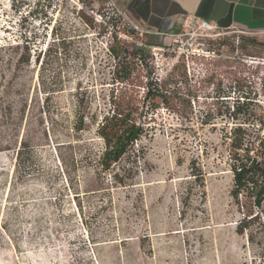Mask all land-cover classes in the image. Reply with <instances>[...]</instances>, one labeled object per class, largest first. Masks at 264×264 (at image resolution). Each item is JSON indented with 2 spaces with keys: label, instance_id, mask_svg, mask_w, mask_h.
I'll list each match as a JSON object with an SVG mask.
<instances>
[{
  "label": "rangeland",
  "instance_id": "rangeland-1",
  "mask_svg": "<svg viewBox=\"0 0 264 264\" xmlns=\"http://www.w3.org/2000/svg\"><path fill=\"white\" fill-rule=\"evenodd\" d=\"M171 33L188 52L114 0H0V264H264V199L231 171L237 125L264 162V28ZM115 108L144 133L101 171Z\"/></svg>",
  "mask_w": 264,
  "mask_h": 264
},
{
  "label": "trees",
  "instance_id": "trees-1",
  "mask_svg": "<svg viewBox=\"0 0 264 264\" xmlns=\"http://www.w3.org/2000/svg\"><path fill=\"white\" fill-rule=\"evenodd\" d=\"M133 32L132 30L130 31ZM60 43L62 39L60 38ZM59 44V43H58ZM112 54L118 61L127 60L130 56L131 63H135L137 58L140 63L144 60V48L142 46L133 45L129 50L127 45L121 46L119 51H115L112 47ZM150 89L147 88V93ZM134 109L127 111L115 108L108 115L102 119L94 122L95 135L97 139L102 142V150L98 156L99 169L101 171H109L112 166L117 163L124 155H126L144 133V127L137 123L132 115ZM241 113L239 105L232 107L231 115L233 119ZM79 125H74L75 130L82 129L83 120L80 119ZM234 137L231 143V158L233 160L231 171L233 174V190L232 195L237 197L240 191L253 190L254 204L259 206L264 199V162L257 160L255 157L249 155L247 147H243L242 137L243 130L240 125L231 128ZM245 153H240V149ZM19 151H17V156ZM113 181L115 183H124L118 173H114Z\"/></svg>",
  "mask_w": 264,
  "mask_h": 264
},
{
  "label": "crops",
  "instance_id": "crops-1",
  "mask_svg": "<svg viewBox=\"0 0 264 264\" xmlns=\"http://www.w3.org/2000/svg\"><path fill=\"white\" fill-rule=\"evenodd\" d=\"M131 20L160 37L176 28L183 14L226 28H264V0H114Z\"/></svg>",
  "mask_w": 264,
  "mask_h": 264
},
{
  "label": "built area",
  "instance_id": "built-area-1",
  "mask_svg": "<svg viewBox=\"0 0 264 264\" xmlns=\"http://www.w3.org/2000/svg\"><path fill=\"white\" fill-rule=\"evenodd\" d=\"M181 18H185V20H190V19H195V21L197 22L198 24V28L201 30V32L205 35V36H210L211 33L213 31H216L218 29H220V27H218L216 24L212 23V22H209L207 20H204V19H201V18H198L192 14H183L181 16ZM180 18V19H181ZM193 33L190 34V38H193ZM160 37H163V38H166V37H173V42L175 44H180L181 45V48L178 50V51H181L182 53L184 52H188V47H187V44L186 42H184V34L183 33H163V34H160ZM202 50V49H201ZM198 51V50H196ZM214 51H212L213 53ZM198 54V52H196Z\"/></svg>",
  "mask_w": 264,
  "mask_h": 264
}]
</instances>
